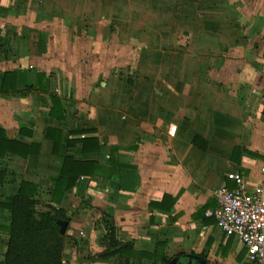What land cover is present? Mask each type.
I'll list each match as a JSON object with an SVG mask.
<instances>
[{
  "label": "crops",
  "instance_id": "crops-1",
  "mask_svg": "<svg viewBox=\"0 0 264 264\" xmlns=\"http://www.w3.org/2000/svg\"><path fill=\"white\" fill-rule=\"evenodd\" d=\"M0 128L38 150L0 156V202L26 181L66 211L61 264H165L143 255L157 243L250 264L209 210L230 172L264 195V0H0ZM66 155L118 173L55 204ZM9 222L0 208V261ZM110 231L133 253L101 255Z\"/></svg>",
  "mask_w": 264,
  "mask_h": 264
},
{
  "label": "trees",
  "instance_id": "trees-1",
  "mask_svg": "<svg viewBox=\"0 0 264 264\" xmlns=\"http://www.w3.org/2000/svg\"><path fill=\"white\" fill-rule=\"evenodd\" d=\"M200 139L201 137L195 135L193 142L198 145ZM6 151L26 157L28 154L37 153L38 150L35 146L28 147L19 141L8 139L4 130L0 128V156ZM54 152L56 153L55 148ZM113 161L115 160L109 159L110 164H113ZM116 166L119 168L121 164L116 161ZM104 171L107 172V176L118 173V169L110 170V168L99 166L94 159L64 156L59 175L51 181L47 191L50 194V200L58 204L64 193L73 187L74 182L80 176L101 175ZM4 177V171L0 170V183L4 181ZM36 194H38V189L34 184L22 181L13 194L6 196L0 202V208L6 209L10 215L9 225L5 228L8 234L6 249L0 264L62 263V249L66 235L60 233L56 220L68 221L69 216L63 208L57 205L50 204L44 209L39 208ZM167 197L171 203L174 201V198ZM108 235V245H110L101 255H113L119 252L133 253L131 244L118 242L112 231ZM113 244H116L114 250L111 247ZM162 249L163 243H157L153 253H143V255L168 264L169 259Z\"/></svg>",
  "mask_w": 264,
  "mask_h": 264
},
{
  "label": "built area",
  "instance_id": "built-area-1",
  "mask_svg": "<svg viewBox=\"0 0 264 264\" xmlns=\"http://www.w3.org/2000/svg\"><path fill=\"white\" fill-rule=\"evenodd\" d=\"M227 176L235 182L213 190L215 205L209 210L226 236L238 237L250 264H264V195L261 186L247 193L240 173Z\"/></svg>",
  "mask_w": 264,
  "mask_h": 264
},
{
  "label": "water",
  "instance_id": "water-1",
  "mask_svg": "<svg viewBox=\"0 0 264 264\" xmlns=\"http://www.w3.org/2000/svg\"><path fill=\"white\" fill-rule=\"evenodd\" d=\"M56 223L59 225L60 233H64L67 227V221L62 219H57ZM202 263V258L193 255H187L184 257H174L169 261V264H200Z\"/></svg>",
  "mask_w": 264,
  "mask_h": 264
}]
</instances>
